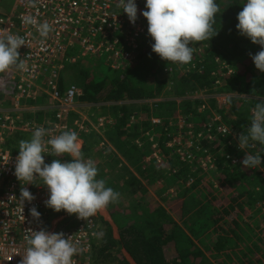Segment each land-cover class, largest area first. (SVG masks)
Returning <instances> with one entry per match:
<instances>
[{
    "label": "trees",
    "instance_id": "obj_1",
    "mask_svg": "<svg viewBox=\"0 0 264 264\" xmlns=\"http://www.w3.org/2000/svg\"><path fill=\"white\" fill-rule=\"evenodd\" d=\"M151 2L156 17L141 49L130 51L132 63L113 69L107 55L64 63L82 90L79 104L89 109L86 131L69 125L67 136L82 139L81 159L101 161L82 174L88 194L66 175L72 159L55 157L65 187L51 215L82 209L94 217L100 242H94L92 264H132L122 250L135 264H264V0ZM65 82L62 76L61 92ZM198 94L206 97L194 99ZM220 95L227 96L221 107ZM214 114L236 136L210 141L214 129L202 126ZM13 115L19 126L58 123L54 109ZM181 118L185 139L204 132L202 157L213 164L207 173L167 146ZM99 120L101 132L89 125ZM43 137L50 138L18 132L6 148L16 156L32 150L35 157L31 145ZM99 143L110 149L96 153ZM123 196L130 201L125 206ZM95 198L105 203L120 239L93 214Z\"/></svg>",
    "mask_w": 264,
    "mask_h": 264
},
{
    "label": "built area",
    "instance_id": "obj_2",
    "mask_svg": "<svg viewBox=\"0 0 264 264\" xmlns=\"http://www.w3.org/2000/svg\"><path fill=\"white\" fill-rule=\"evenodd\" d=\"M155 17L151 0H0V264H92L94 217L82 209L71 222L72 210L51 215L65 187L55 157L70 154L78 138L67 136L69 125L86 130L83 120L69 117L81 115L82 90L66 82L59 90L64 63L104 55L113 69L132 63L130 51L141 49ZM222 97L220 107L226 104ZM40 100L50 103L58 123L28 120L19 126L13 114L37 112ZM183 126L181 118L168 148L207 173L213 164L202 157L204 132L185 139ZM202 128L214 129L210 141L236 136L217 114ZM18 132L50 138L38 140L35 157L16 156L6 141ZM259 206L264 209V202Z\"/></svg>",
    "mask_w": 264,
    "mask_h": 264
},
{
    "label": "rangeland",
    "instance_id": "obj_3",
    "mask_svg": "<svg viewBox=\"0 0 264 264\" xmlns=\"http://www.w3.org/2000/svg\"><path fill=\"white\" fill-rule=\"evenodd\" d=\"M83 60V62H86V63H89L90 62V58H83L82 59ZM69 73L70 72H68V73H66V75H65V78H66V80H67V82L66 83H68V84H73V82H71L70 81V78H69ZM169 72H167L166 73V75H165V78H169ZM206 96L205 95H202V94H198V95H194L193 96V98L194 99H200V98H205ZM218 98H219V103L220 104H223L224 102H225V98L224 97H222V95H220V96H218ZM49 106H50V103H49ZM2 107V106H1ZM82 108H83V115L86 117V115H87V113H88V107H85V106H82ZM86 109V110H85ZM85 110V111H84ZM101 122H103L102 120H99L98 121V124L97 125H95V129L97 128L98 129V125H99V127H101V125H103L104 124V122H103V124H101ZM98 132H101L99 129H98ZM31 144H32V142H31ZM32 146V148H34V151H35V146L32 144L31 145ZM100 146H104V145H102L101 143H99V145L97 146V147H95L94 149H93V151H96V153L98 152V148H100ZM31 147H30V149H32ZM100 149H104V148H100ZM31 151V154H27V155H24V156H27V157H32L33 156V152H32V150H30ZM81 153H82V150H81ZM108 153V152H107ZM92 157H94V156H92ZM94 160L96 161V163H99V161H101V159H99L98 157H94V158H87V159H81V163H78L80 166L81 165H83V164H85V163H88V167H89V169H88V167H87V173H89L90 172V170L92 169V167H93V165L94 164H96L95 162H94ZM89 170V171H88ZM86 174V173H85ZM145 190V192L146 191H148V189L146 188V189H144ZM143 190V191H144ZM144 192V193H145ZM88 194H90V193H88ZM150 194H152V192L150 193ZM140 196H141V194H139ZM138 195V196H139ZM90 197H92V195H89ZM99 200H101L100 198H95V200H94V202H95V204H97L98 203V201ZM121 200H122V206H125L126 204H129V202H128V199H126L124 196L121 198ZM102 201V200H101ZM102 205L100 206V208H96L95 207V211H96V214L97 215H101L104 219H107V220H109L108 222L110 223V225H111V227H112V224H115L114 223V220L112 219V217L110 216V212H109V210L107 209V207H106V205H105V203L102 201ZM259 208V207H258ZM258 208H256V210H255V212L257 211V209ZM100 212V213H99ZM74 213L75 212H72L70 215H69V217H68V219L66 220L67 222H71V221H73V216H74ZM115 227L117 226L116 224L114 225ZM112 229H113V236L115 237V239H120V230H119V228L117 227L116 229H114V227H112ZM98 239V240H97ZM96 240H97V242L99 241L100 242V239L99 238H97ZM122 253H123V255L126 257V255H125V250H122Z\"/></svg>",
    "mask_w": 264,
    "mask_h": 264
},
{
    "label": "crops",
    "instance_id": "obj_4",
    "mask_svg": "<svg viewBox=\"0 0 264 264\" xmlns=\"http://www.w3.org/2000/svg\"><path fill=\"white\" fill-rule=\"evenodd\" d=\"M38 106V108L40 109V110H38V111H47V110H51L50 109V107H49V103H47V101H39V104L37 105ZM8 108V107H7ZM86 110V109H85ZM84 110V111H85ZM81 118H82V122H84V125H85V127L87 128L88 126H86V124H85V122L86 121H88V117L86 116H84L83 115V108L81 109ZM89 125H91L92 127H95V125H94V123H91V124H89ZM85 130V129H84ZM86 131V130H85ZM37 144H38V142H37ZM37 144H36V146H37ZM102 145H103V143H101ZM36 146H35V148H36ZM104 147H106L105 149H110V145L109 146H100V148H104ZM82 148H83V141H82V139H80V138H77V139H75L73 142H72V147H71V153L70 154H68L67 156H69L71 159H72V161L71 162H73L75 165L77 164L76 163V161H78V163H81L82 161L80 160L81 158H80V154H81V150H82ZM100 148H98V151L100 150ZM107 152H109V150L108 151H106V154H107ZM94 162L96 163V161L94 160ZM100 162V161H99ZM94 166V165H93ZM76 167L80 170V172L82 173V174H85V173H87L86 171H87V169L85 170V168H87L88 167V163H85V164H83V165H76ZM88 169H89V167H88ZM89 171V170H88ZM103 203H102V201L101 200H99L98 201V203L96 204V208H100V206L102 205ZM96 213V212H95ZM100 213V212H99ZM97 215V214H96ZM106 221H107V219H105ZM115 223V222H114ZM118 227V226H117Z\"/></svg>",
    "mask_w": 264,
    "mask_h": 264
},
{
    "label": "water",
    "instance_id": "obj_5",
    "mask_svg": "<svg viewBox=\"0 0 264 264\" xmlns=\"http://www.w3.org/2000/svg\"><path fill=\"white\" fill-rule=\"evenodd\" d=\"M66 175L69 180L76 182L85 192L91 193V185L89 184L88 180L82 175V173L78 170L76 165L73 162H68L66 164ZM109 221V220H107ZM115 224H112V227L114 229L117 228V226H114ZM126 258L132 263L135 264V261L132 259V257L125 251Z\"/></svg>",
    "mask_w": 264,
    "mask_h": 264
},
{
    "label": "clouds",
    "instance_id": "obj_6",
    "mask_svg": "<svg viewBox=\"0 0 264 264\" xmlns=\"http://www.w3.org/2000/svg\"><path fill=\"white\" fill-rule=\"evenodd\" d=\"M83 106V105H82ZM79 170V169H78ZM80 171V170H79ZM95 206H96V204H95Z\"/></svg>",
    "mask_w": 264,
    "mask_h": 264
},
{
    "label": "bare ground",
    "instance_id": "obj_7",
    "mask_svg": "<svg viewBox=\"0 0 264 264\" xmlns=\"http://www.w3.org/2000/svg\"><path fill=\"white\" fill-rule=\"evenodd\" d=\"M213 116V115H212Z\"/></svg>",
    "mask_w": 264,
    "mask_h": 264
}]
</instances>
